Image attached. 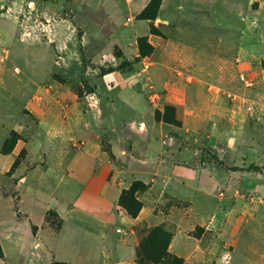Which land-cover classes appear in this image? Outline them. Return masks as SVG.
I'll return each instance as SVG.
<instances>
[{"label": "rangeland", "instance_id": "1", "mask_svg": "<svg viewBox=\"0 0 264 264\" xmlns=\"http://www.w3.org/2000/svg\"><path fill=\"white\" fill-rule=\"evenodd\" d=\"M152 1L133 0L129 11L126 0H0V210L8 220L12 175L24 173L31 143L30 160L48 161L50 172L38 166L43 183L74 170L70 189L54 195L83 193L107 166L88 155L98 133L94 151L125 170L123 187L162 174L152 195L138 196L136 219L119 204L111 215L116 262L161 228L170 241L160 264H264V172L243 171L264 168V34L228 28L233 13L264 0H228L193 22L162 18L164 0L143 17ZM47 204L66 212L46 193L25 203L34 220ZM45 222L63 229L54 211ZM98 243L91 235L83 246L98 256Z\"/></svg>", "mask_w": 264, "mask_h": 264}, {"label": "crops", "instance_id": "2", "mask_svg": "<svg viewBox=\"0 0 264 264\" xmlns=\"http://www.w3.org/2000/svg\"><path fill=\"white\" fill-rule=\"evenodd\" d=\"M126 1L129 11L132 10L134 6L130 4L133 0ZM226 1L228 0H164L160 9V16L165 19H186L188 22L209 19L211 8L216 11L215 15H218L220 11L217 9L218 6L223 7ZM216 5L217 7H215ZM232 17L237 19L238 22L227 24L228 28L238 29L239 33H242L245 27L255 28L256 34H264V2L259 9L251 10L244 15L241 11L236 12L232 14ZM200 23L203 25V22ZM239 49L241 52L242 47L240 46ZM235 62H237L238 72L247 67L246 63H242L239 57ZM189 114L191 113L189 112ZM82 120L86 122L84 125L88 128L90 121ZM41 125L43 130L46 129V131L51 132L55 130V123H49L46 118L43 119ZM100 135L97 133L93 141L88 140L86 146H89L88 155L91 159L101 160L103 158V166L107 165L104 167V173L102 172V177L99 178L92 176L88 181L87 189L83 193L72 196L70 201L63 199V191H60L58 196L54 193L59 190L63 183L67 189H70L73 185L71 179L75 178L74 170L67 169L61 176L56 178L55 182L47 180L46 183H43L40 181L41 178L38 176L37 171L39 170L38 166L41 165V170L45 173L50 172L47 158L45 159L43 156L38 162L31 161L30 159L33 157V152L30 150L32 143L26 146L28 155L22 165L27 163L28 167V163H30V166L29 169L24 168L25 171L22 175L16 172L13 173L14 180L10 178L13 180L16 195L15 197L11 195L14 203L11 206L8 220L5 219L6 216H3L0 210V244L4 254V264H8L11 258L15 259L16 263L23 264H51V262L58 264H136V246L135 257L129 261L123 260L121 262H116V259H113L111 248L108 246L112 245L110 218L118 205L120 195L123 190L128 189L138 180L133 177L128 187H123L126 177H124L125 170L122 171L115 165L105 163V157L99 154L97 150L94 151L95 140ZM19 147L20 143L16 146L14 152L21 149ZM160 169H162V166ZM72 172L73 177L71 178L69 175ZM97 172V170L93 171L94 175ZM148 176L142 182L149 185L148 194L152 195L161 180L162 174L160 172L153 174L149 172ZM65 178H68V182H65ZM182 179L184 178H181L182 184H184ZM121 183L122 186H120ZM50 185L53 188L51 192L48 189ZM68 192L72 193L71 190H68ZM44 193L49 194L51 199L56 200L58 203L65 204L67 207L66 212L62 213L56 208L50 209L49 204H47L48 206L41 209L39 217L37 216L38 218L34 220V210L25 205L26 200L31 198L34 201H40ZM69 195L67 196L69 197ZM36 205L38 206L37 203ZM49 211L56 212L63 220L64 225L60 232L46 225L45 216ZM91 235L98 239L99 248H103L98 256L94 255L95 257L89 254L83 246L85 239H88ZM127 236L133 240L131 234ZM101 241L103 242L102 245ZM107 242L110 244L105 246ZM196 247L198 248V246ZM182 248L179 249V253ZM191 255V253L188 254L190 257ZM93 258L96 260L95 263H93Z\"/></svg>", "mask_w": 264, "mask_h": 264}, {"label": "trees", "instance_id": "3", "mask_svg": "<svg viewBox=\"0 0 264 264\" xmlns=\"http://www.w3.org/2000/svg\"><path fill=\"white\" fill-rule=\"evenodd\" d=\"M162 0H153L149 7L152 8L154 15L150 13L152 11H144L143 17H149L148 19L155 18V13L158 10ZM112 71H102L101 75L105 76L110 74ZM159 118V117H158ZM172 124L170 121H165ZM9 141L5 143V147ZM246 172L263 173L264 168L251 165L247 169L243 170ZM149 190V185L142 181H135L131 187L124 190L119 198L118 204L123 208L133 219H136L142 211V204L138 200V196L146 193ZM170 241V236L161 228L153 229L147 236H145L139 246L136 248V261L138 264H160L168 256L167 243ZM0 257H4L2 247L0 244Z\"/></svg>", "mask_w": 264, "mask_h": 264}]
</instances>
